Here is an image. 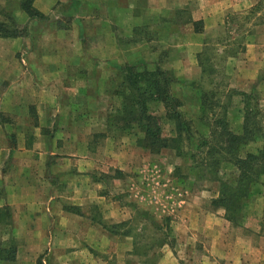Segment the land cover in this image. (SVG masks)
I'll return each mask as SVG.
<instances>
[{
	"label": "crops",
	"instance_id": "crops-1",
	"mask_svg": "<svg viewBox=\"0 0 264 264\" xmlns=\"http://www.w3.org/2000/svg\"><path fill=\"white\" fill-rule=\"evenodd\" d=\"M263 3L34 0L46 16L38 19L30 18L21 0L7 1L8 8L31 26L26 36H0V82L6 85L4 92L5 87L0 90V112L7 115L3 121L0 118V239H13L17 248L14 260L0 264L22 261V248L30 249L24 261L37 264L33 255L50 245L56 255L52 264H112L105 256L110 249L133 250L134 241L124 245L112 236L115 232L96 226L92 217L90 224H81L91 213L70 206L75 199L72 188L77 186L82 200L105 197L103 193L87 196L92 187L102 184L98 169L126 171L133 162V148L151 153L138 145L143 136L139 130L124 135L122 146L112 145L116 138L108 133L109 118L123 104L118 67L145 64L150 70L157 66L170 70L176 78L172 94L183 100L186 112L190 104L196 107V114L186 116L199 126L201 93L192 82L202 76L198 55L210 43L208 34L213 27L229 24L234 13L260 8ZM253 46L264 47L248 44ZM167 50L170 60H166ZM261 70L262 65L232 86L249 91ZM153 108L157 114L164 113L162 103ZM228 119L231 122L234 117L229 114ZM235 119L231 128L241 134L243 113L239 111ZM102 132L108 133L111 144L97 143L96 135ZM253 144L245 145L248 149L242 148L241 154L262 147L259 142L251 148ZM122 178L113 177L116 183ZM186 192L180 200L178 241L187 243L190 250H207L199 264H264V175L239 226L226 219L222 208L204 209L213 195L208 200L191 189ZM91 249L102 255L94 256ZM178 264H182L179 259Z\"/></svg>",
	"mask_w": 264,
	"mask_h": 264
},
{
	"label": "rangeland",
	"instance_id": "rangeland-1",
	"mask_svg": "<svg viewBox=\"0 0 264 264\" xmlns=\"http://www.w3.org/2000/svg\"><path fill=\"white\" fill-rule=\"evenodd\" d=\"M7 1L9 0H0V21L7 20L10 24L8 16L11 15L20 25L30 29L31 24L20 19L13 10L9 9ZM207 39L210 43L204 51L203 59L207 60V66L209 70H212V74L205 78L200 76L196 78L195 82L205 89L210 87L207 85L208 83L220 85L219 89H216V94L210 95L213 102L217 100L225 102L227 90L241 91L232 85L241 82L240 77L252 74V70H257L262 65L260 79L256 81L253 88L247 91L252 95L248 98L241 94L233 95L232 104L227 110L228 115L230 114L231 118L234 117L231 122L229 120L231 126L232 123L235 124V117L239 111L243 113L247 102L254 115L252 123L256 122L251 129L254 133L264 134V47H248L250 43L264 45V3L260 8L234 13L229 24L213 27ZM222 39L224 40L222 45L217 44ZM171 57L167 50L166 60H170ZM2 87H5L2 91L4 92L6 85L0 82V90ZM220 111L223 112L220 109L217 113ZM183 112L185 115L196 114V107L190 104L188 111L186 112L184 109ZM4 117L7 118V115ZM196 128H198L197 125ZM200 129L206 130L202 127ZM202 131L200 132L202 133ZM172 132V125L165 123L164 134L169 136ZM204 132L207 133V131ZM124 139L126 136L116 138L112 145L120 147L124 144V141L122 142ZM97 140L98 144H111V140L108 141L106 138ZM259 142L263 145L261 139L251 141V143H255L251 148H254ZM132 150L135 151L133 162L130 163L126 171L118 173L119 169L114 168L108 173H102L99 169L97 170V176L103 179L102 184L92 187V190L87 192V196L89 197L90 194L93 197L103 193L104 198L82 200V193L77 186L72 188L71 196L75 199H72L74 205L70 206L79 208L81 212L91 213L90 216L82 219L81 224H84L85 221L90 224V217H92L96 226L102 224L112 231L111 233L115 232L112 236H116V239L123 242L124 245L126 242H135L133 250L126 251L125 246L117 250L110 249L105 256L110 258L112 264H144V262L159 264L161 261H163L162 264H178V259L182 264H199V260L207 255V250L202 247L190 250L187 243L178 241V239L181 240L178 234V227L181 223L179 212L182 209L180 200L186 198V190L191 189L208 200L213 195L209 204H204L203 207L204 209H214L215 206L211 203L219 195V182L215 181L210 173L203 178L196 177L193 163L188 156L178 155L172 149L160 154H151L147 151L141 153L134 148ZM231 166L228 167L224 163L220 175L233 181L238 176L239 170L236 166L232 164ZM115 176L124 178L116 183L113 179ZM2 190L5 191L4 188ZM77 203L81 205H77ZM215 208L224 209V207ZM124 209V213L119 214ZM159 226L160 229L157 228ZM167 226L170 228L168 232L164 229ZM50 233L46 236L50 237ZM42 236L44 234L39 235V237ZM164 241H167L166 246H164ZM170 241L174 242L172 247L169 244ZM91 252L96 257L102 255L98 253V250L91 249ZM19 256L23 260L17 264L31 263L24 261L30 257V249L22 248ZM54 256L50 245L33 255V262L37 263V260L42 259L44 264H52L56 258V255Z\"/></svg>",
	"mask_w": 264,
	"mask_h": 264
},
{
	"label": "trees",
	"instance_id": "trees-1",
	"mask_svg": "<svg viewBox=\"0 0 264 264\" xmlns=\"http://www.w3.org/2000/svg\"><path fill=\"white\" fill-rule=\"evenodd\" d=\"M33 2L34 0H21L22 8L30 18L45 19L46 16L34 6ZM8 19L10 24L7 20L0 21V36L28 35L27 26L20 25L11 15ZM203 55L204 52L200 53L198 60L202 67V76L205 78L211 76L212 70H209ZM118 69L122 78L120 93L123 104L121 109L109 118L108 133L115 138H120L139 130L143 136L137 140L138 145L152 154H159L162 149L167 148L174 150L178 155L188 156L193 163L196 177L203 178L210 173L213 179L219 182V195L212 200V205L224 207L226 219L234 226L241 225L244 210L255 194L256 185L260 183L264 175V134L254 133L251 129L256 122L252 123L254 115L247 102L243 110L244 121L241 134L234 132L231 128L227 109L232 104L233 95L241 94L248 98L252 94L227 90L225 102L220 100L213 102L210 95L216 94V89H219L220 85L208 83L210 87L205 89L195 81L192 82L193 86L200 89L201 113L198 124L206 129L204 131L207 133H205L193 119L184 114L183 100L172 94L171 84L176 78L170 70L160 66L150 70L145 64H127L119 66ZM156 103L163 104L162 115L155 113L153 104ZM217 109H222L223 112L217 113ZM0 118L4 120V114L1 112ZM165 123L173 127V132L169 136L164 134ZM108 133L102 132L96 137L106 138ZM258 139L262 140V147L257 151H249L243 156L241 149ZM224 163H231L238 168L239 174L233 181L220 175ZM119 171L117 170L121 173ZM4 215H8V212ZM164 229L168 232L170 228L167 226ZM165 242L167 243V241L163 243ZM169 244L172 247L174 242L170 241ZM16 252V243L13 239L5 241L0 239V261L14 260ZM37 264H44L43 260L39 259Z\"/></svg>",
	"mask_w": 264,
	"mask_h": 264
}]
</instances>
